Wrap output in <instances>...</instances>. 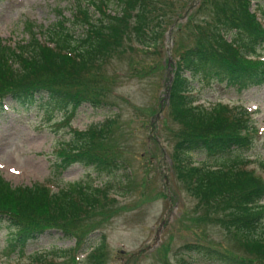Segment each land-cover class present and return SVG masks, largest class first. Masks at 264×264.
<instances>
[{
	"label": "trees",
	"instance_id": "trees-1",
	"mask_svg": "<svg viewBox=\"0 0 264 264\" xmlns=\"http://www.w3.org/2000/svg\"><path fill=\"white\" fill-rule=\"evenodd\" d=\"M117 0L120 12L110 15L109 0H90L98 14L77 0L72 19L59 20L43 38L41 28L27 20V40L0 42V115L9 111L37 109L42 113H74L84 103L96 107L112 91L104 83L101 68L112 59H125L135 47L156 49L173 20H181L190 45L183 47L174 64L167 115L173 141L171 160L176 177L196 201L201 219L217 224L238 241L248 257L241 258L191 242L181 248L205 262L219 264H263L264 237L259 236L264 205V182L245 167L234 152L250 149L254 127L244 108L217 102L211 107L197 104L193 83H216L238 93L264 85V0ZM254 5V9L251 6ZM190 11H193L189 14ZM77 26L83 34L74 37ZM188 39V38H187ZM174 44L178 40L173 41ZM130 69L137 76L146 70ZM117 119L109 121L114 123ZM109 127L74 131V138L60 151L61 169L74 163L100 172L119 169L120 159L109 158L105 142ZM204 153L220 162L196 165L190 154ZM264 166V163L261 164ZM130 183V180L127 181ZM110 207L117 203L110 191L80 182L52 192L46 185L11 187L0 176V230L11 236L8 249L23 256L29 242L46 230L72 235L94 211H104L99 199ZM102 242L86 256V264H104ZM62 254V253H61ZM46 254L45 256H47ZM57 255V254H55ZM36 255L35 264H59L56 257ZM46 261V262H45Z\"/></svg>",
	"mask_w": 264,
	"mask_h": 264
},
{
	"label": "rangeland",
	"instance_id": "rangeland-1",
	"mask_svg": "<svg viewBox=\"0 0 264 264\" xmlns=\"http://www.w3.org/2000/svg\"><path fill=\"white\" fill-rule=\"evenodd\" d=\"M79 1L93 18L98 17L90 0ZM76 4L77 0H0V42L13 47L27 40L24 32L27 20L39 27L36 31L42 29L39 34L44 38L59 20L72 19ZM107 10L118 14L117 0H109ZM176 21L173 20L156 51L135 47L127 52L125 59H112L100 69L104 83L112 91L103 98L105 105L92 107L84 103L72 114L31 109L0 115V176L11 187L41 184L56 192L80 182L97 186L101 193L110 191L117 198L113 207L100 198L104 211L92 212L72 235L46 230L29 242L22 257L8 249L12 238L0 230V264H35L34 256L46 254V259L56 257L59 264H86V254L92 249L96 251L102 242L104 264H219L205 262L181 248L195 241L233 256L254 259L255 255L248 257L242 245L215 221L210 224L201 219L196 201L174 173L173 141L168 132L172 122L167 107L155 117L160 101L167 94L166 84L171 81L169 75L172 77L173 70L169 61L175 63L179 51L190 45L188 31L181 28L177 34L175 27H183L186 17ZM84 29L77 26L74 37L82 35ZM176 40L178 43L174 44L172 41ZM260 54L264 57V48ZM131 59L137 69L146 70L144 75L137 76L130 69ZM192 86L198 104L211 107L221 102L250 111L253 143L248 150L234 152V156L242 158L246 169L264 182L261 165L264 163V85L241 93L216 83L194 82ZM115 117L116 121L109 124ZM102 126L109 127L105 149L110 159H120L119 169L100 172L80 163L61 169L59 152H65L74 131L86 133L90 127ZM190 158L196 165L220 162L204 153L190 154ZM260 204L264 205V200ZM260 217L262 225L257 232L264 237V213Z\"/></svg>",
	"mask_w": 264,
	"mask_h": 264
},
{
	"label": "water",
	"instance_id": "water-1",
	"mask_svg": "<svg viewBox=\"0 0 264 264\" xmlns=\"http://www.w3.org/2000/svg\"><path fill=\"white\" fill-rule=\"evenodd\" d=\"M168 85H169V82L166 84V86H168ZM168 91H169V89L167 90V92H168ZM167 98H168V96L166 95L164 100H167ZM162 108H163V107L161 106L160 109L162 110Z\"/></svg>",
	"mask_w": 264,
	"mask_h": 264
}]
</instances>
